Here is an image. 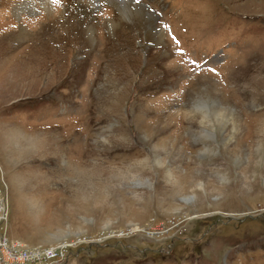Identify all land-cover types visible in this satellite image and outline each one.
Segmentation results:
<instances>
[{
	"label": "rangeland",
	"instance_id": "374dc122",
	"mask_svg": "<svg viewBox=\"0 0 264 264\" xmlns=\"http://www.w3.org/2000/svg\"><path fill=\"white\" fill-rule=\"evenodd\" d=\"M48 1L0 0V264H264V0Z\"/></svg>",
	"mask_w": 264,
	"mask_h": 264
},
{
	"label": "bare ground",
	"instance_id": "6f19581e",
	"mask_svg": "<svg viewBox=\"0 0 264 264\" xmlns=\"http://www.w3.org/2000/svg\"><path fill=\"white\" fill-rule=\"evenodd\" d=\"M41 1H45L46 3H48L49 1L48 0H41ZM98 1V0H97ZM112 2V3H114V5L115 6H117L118 7V12H122V10L124 11V6L125 5H127V4H134V5H136V6H138V7H140V3L139 4H135V1L134 0H108V2ZM125 1H127V2H125ZM106 2V1H105ZM125 2V3H124ZM88 3L91 5V7L92 6H94V4L96 3V0H88ZM103 4V3H102ZM99 5V4H98ZM134 5L130 8V9H128V10H131L133 7H134ZM44 6V5H43ZM142 7V6H141ZM108 9V7L107 8H105L104 10L106 11ZM142 9V8H141ZM143 10V9H142ZM151 11V10H150ZM125 12H127V9H126V11ZM131 12V11H130ZM129 12V13H130ZM136 12H137V10H135L134 11V13L136 14ZM151 12H153V11H151ZM132 13V12H131ZM139 13V12H138ZM146 13V12H145ZM154 13H155V11H154ZM143 14V13H142ZM145 16V15H144ZM152 16V15H151ZM143 18V17H142ZM149 19V18H148ZM116 20V19H115ZM139 23V22H138ZM123 27V26H122ZM121 28V27H120ZM157 33V32H156Z\"/></svg>",
	"mask_w": 264,
	"mask_h": 264
}]
</instances>
